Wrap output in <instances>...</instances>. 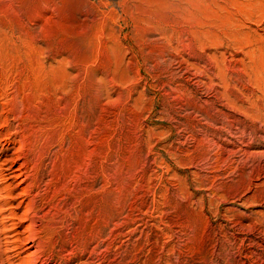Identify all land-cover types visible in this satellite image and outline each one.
<instances>
[{
    "label": "rangeland",
    "instance_id": "374dc122",
    "mask_svg": "<svg viewBox=\"0 0 264 264\" xmlns=\"http://www.w3.org/2000/svg\"><path fill=\"white\" fill-rule=\"evenodd\" d=\"M0 264H264V0H0Z\"/></svg>",
    "mask_w": 264,
    "mask_h": 264
},
{
    "label": "bare ground",
    "instance_id": "6f19581e",
    "mask_svg": "<svg viewBox=\"0 0 264 264\" xmlns=\"http://www.w3.org/2000/svg\"><path fill=\"white\" fill-rule=\"evenodd\" d=\"M5 136V135H4ZM33 175V174H32ZM15 260V259H14Z\"/></svg>",
    "mask_w": 264,
    "mask_h": 264
}]
</instances>
